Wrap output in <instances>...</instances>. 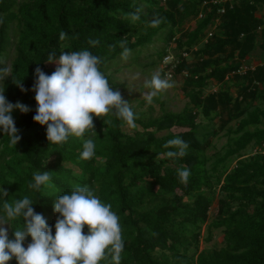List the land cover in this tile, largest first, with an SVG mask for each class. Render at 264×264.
Instances as JSON below:
<instances>
[{"label": "trees", "instance_id": "obj_1", "mask_svg": "<svg viewBox=\"0 0 264 264\" xmlns=\"http://www.w3.org/2000/svg\"><path fill=\"white\" fill-rule=\"evenodd\" d=\"M137 8L140 19L132 22ZM156 17L163 22L150 27ZM121 42L131 50L127 61ZM85 49L100 58L116 91L127 89L117 77L123 69L149 76L159 67L170 82L181 78L185 106L166 110L158 95L152 102L162 113L154 116L153 105L137 98L134 129L94 117L96 135L83 138L96 145L90 160L81 158L82 139L49 144L46 126L33 120L35 70L50 76L57 68L47 63L51 52L58 59ZM166 56L172 59L163 62ZM262 60L264 0H0V69L8 68L0 71V90L21 137L11 145L0 129V188L8 194L0 196V214L4 202L27 196L55 235V199L88 186L119 217L120 264H264ZM121 97L133 100L131 92ZM220 136L227 141L218 147ZM174 138L188 144L185 156L165 155L176 150L164 147ZM182 168L190 171L187 183ZM44 171L54 188H30L33 174ZM11 226L22 228L23 218ZM217 233L220 244L213 243ZM30 243L27 237L24 247ZM100 264H113L111 256Z\"/></svg>", "mask_w": 264, "mask_h": 264}, {"label": "clouds", "instance_id": "obj_2", "mask_svg": "<svg viewBox=\"0 0 264 264\" xmlns=\"http://www.w3.org/2000/svg\"><path fill=\"white\" fill-rule=\"evenodd\" d=\"M140 11L137 8L135 13L130 14L132 22L140 19ZM162 22V18L156 17L150 22V27H158ZM66 35L61 32L60 39H65ZM88 43L94 47L99 41L89 40ZM120 47L123 49L121 58L127 61L131 50L123 42ZM47 59V63H54L57 68L49 76L37 67L32 90L37 104L33 120L46 126L49 144L63 145L69 137L82 139L81 158L90 160L95 156L96 145L92 139L83 138L87 132L96 135L94 117L102 120L103 124H111V117H115L129 128L137 127L136 116L129 103L122 99L119 91L113 89L100 70L99 57L85 49L63 52L58 59L53 51ZM260 64L264 66V60ZM0 71L7 72L8 68ZM144 87L150 91L143 98L151 104L155 97L174 87V84L167 78L162 79L159 73H154L144 81ZM3 93L4 89L0 90V129L8 135L11 145L16 146L21 137L11 116L14 106ZM15 107L23 113L30 110L21 104ZM164 147L176 149L166 152L167 157H183L188 144L174 138L167 141ZM178 176L182 183H187L190 171L182 168L178 170ZM33 180L29 187L37 191L42 186L54 188L50 172H35ZM7 195L0 188V196ZM53 208L58 214L55 235L43 215L34 211L29 197L3 203V214H0V264H9L13 258L17 264H100L108 256H111L113 264H120L124 242L119 217L110 204L102 203L88 186L75 185L70 194L55 199ZM19 217L23 218V227L13 230L11 222ZM85 227L88 229L86 235L83 233ZM9 228L13 230L14 239L8 237ZM27 237H31V243L25 248Z\"/></svg>", "mask_w": 264, "mask_h": 264}, {"label": "rangeland", "instance_id": "obj_3", "mask_svg": "<svg viewBox=\"0 0 264 264\" xmlns=\"http://www.w3.org/2000/svg\"><path fill=\"white\" fill-rule=\"evenodd\" d=\"M170 59H172L171 56L168 58V60H170ZM250 59H251V63H252V61L253 62L256 61V59H254L253 57H251ZM7 62L9 63V61H7ZM150 73H152V74L149 76L148 75H141L140 72L137 70L128 71L127 69H123L117 73L118 80L125 82L127 84L126 91L119 90L120 91L119 93L121 95H123V94L128 95V93L131 92V94H133V100H132V102L129 103V105L134 106L136 104L137 98H139L140 100L143 99L144 94L147 93V91L142 90L141 92H138L137 89H138V87L144 85V81L146 79H150L154 73H159L161 78L165 79L161 75V71H160L159 67L156 69L154 68L152 70V72H150ZM0 78H1V76H0ZM171 83L174 84V87L169 88V89L161 92L159 96H160V99L165 102V109L166 110H171L173 112H179L185 106L186 101H187L186 99L183 98L182 92L180 90L181 85H182L181 84L182 79L179 78V81L174 80ZM143 89H145V88H143ZM212 90L214 91L215 88H213ZM151 104L154 107L153 115L154 116L160 115L162 113V109L160 108V105L155 104L153 102ZM142 108L145 109L146 105H144ZM219 138H220V140L215 143L218 147L222 146L227 141V138L225 136H222V137L220 136ZM5 227H7V226H5ZM203 230H204V227L202 228V233H203ZM221 240H222V236L217 233L215 235L213 243L214 244H216V243L220 244ZM203 246H204L203 244H200L199 249L201 250L203 248Z\"/></svg>", "mask_w": 264, "mask_h": 264}, {"label": "built area", "instance_id": "obj_4", "mask_svg": "<svg viewBox=\"0 0 264 264\" xmlns=\"http://www.w3.org/2000/svg\"><path fill=\"white\" fill-rule=\"evenodd\" d=\"M168 58H169V57H166L165 60H164V62H167V61H168Z\"/></svg>", "mask_w": 264, "mask_h": 264}]
</instances>
